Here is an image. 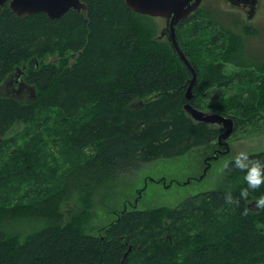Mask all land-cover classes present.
<instances>
[{
	"label": "trees",
	"instance_id": "16d2710c",
	"mask_svg": "<svg viewBox=\"0 0 264 264\" xmlns=\"http://www.w3.org/2000/svg\"><path fill=\"white\" fill-rule=\"evenodd\" d=\"M82 1L86 16L70 8L53 18L19 17L6 3L0 12V81L32 59L25 79L34 87L28 103L0 98V264H264V208L247 200L264 197V185L242 195L245 170L234 168L233 159L224 167L240 181L233 186L186 197L173 210L129 202L120 212L113 208L118 213L108 223H94L96 207L111 192L103 191L123 171L213 145L223 128L193 120L185 103L230 117L236 134L260 129L264 79L251 83L248 70L232 75L222 60L198 55L187 23L202 41L211 22L189 15L177 24L197 73L188 101L189 74L167 38L144 42L142 30L153 37V27L132 20L140 14L124 0ZM227 31L230 51L242 53L244 37ZM47 55L58 64H45ZM232 78L244 86L234 87ZM211 86L220 93L209 102ZM42 144L65 146L75 157L64 169L41 173L33 153ZM249 155L264 160V151ZM24 180L29 188L18 192ZM23 222L31 229L22 234Z\"/></svg>",
	"mask_w": 264,
	"mask_h": 264
},
{
	"label": "rangeland",
	"instance_id": "374dc122",
	"mask_svg": "<svg viewBox=\"0 0 264 264\" xmlns=\"http://www.w3.org/2000/svg\"><path fill=\"white\" fill-rule=\"evenodd\" d=\"M218 1H220L219 6L221 8L216 13L212 8V0H204V2L202 0L200 8H196L191 14L193 17L197 16V20H209L211 26L209 25L206 29L208 37L200 41V34L196 35L195 33L193 35L189 31V26L192 22L189 21L187 23L186 32L190 43L195 41L196 53L198 55L200 54L202 58L207 61L210 62L214 59L222 60L224 64L223 68H226L227 71L229 70L232 75L248 70L253 78L251 83L256 84V82H260L264 79V17L260 21L255 20L258 16L264 14V0H259L258 9H256L252 16H249L245 8H241V6L236 4L234 5L230 3L229 0ZM6 6L9 8L8 5ZM6 6H4L1 11L6 9ZM208 10L212 15L208 13ZM227 10H232V13H228ZM80 12L82 13L81 10ZM164 19L165 18L162 17H153L143 14L134 15L132 17V20H142L145 22L146 27L150 24L153 27V37L151 36V32L147 29L142 30L141 39L144 40V42L146 38L150 40L153 38L157 40L167 38L166 35L162 33L163 29L166 27V19ZM250 28H252V30ZM227 30L241 34L240 36L244 37L242 53L240 51L234 54L230 51V40L224 39L223 37L224 33H227L228 36L229 32ZM199 41L203 44L198 45ZM30 62H32V59L25 61L26 64ZM43 62L45 64H58V59L55 55H47L44 57ZM254 63L259 64V66H254ZM37 65H40V63L38 62ZM28 67H30L29 64ZM232 81L234 87L240 88L244 86L235 83L236 78H232L230 82ZM214 88L215 86H211V88H209V92L210 90L211 92H208L210 95L205 97L209 102H212L213 98L220 93L219 91H215ZM0 98L8 97L0 96ZM215 99L217 100L218 98L216 97ZM11 100L14 101L13 99ZM28 102L29 101H26L24 103ZM199 110H202L203 113H210L209 110ZM262 125L260 129L248 133L237 132L236 134L232 129L231 134L224 139L229 148L225 151L222 149L212 151L214 146L218 147L216 145V141L218 142L219 139L217 136L213 145L210 147H193L186 153L177 157L159 158L147 163L137 162L134 166L130 167V170L127 169L120 173L114 186L103 191V194L109 191L111 192L104 200L103 205L96 207L94 223L97 225H104L105 222L108 223L111 219L115 218L114 213L117 214L113 208L119 210L122 209L124 205H127V208L132 207V205H129V202H131V204L135 203L138 209H154L160 207V211L173 210L174 207L186 197L212 188L235 185L236 182L240 181L230 179V176L225 173V164L233 159L241 150L248 153L264 151V121ZM11 129L5 133L4 136H8ZM6 150L8 152L10 148L6 147ZM204 152L211 154V157L207 161L206 173L204 172V174L200 176L199 174L203 167L199 162L202 161ZM33 154L36 156V161L40 165L41 173L42 170L48 171L52 167H56L58 170L64 169L70 165L75 157L65 146H53L50 144L40 145ZM0 162H2L1 159ZM193 175H195L194 178L192 177ZM25 182L27 181L24 180L19 187H15L20 188L16 189L18 192H21V190L25 188H29L28 184ZM12 190L16 191L14 188ZM12 190L9 192L7 189L6 195L9 194V201L15 202L16 197L12 194ZM247 198L250 197L248 196L246 199ZM247 200L248 203H250L255 199L252 198ZM69 207L70 206H66V208ZM18 229L23 234L30 230L31 227L28 228L26 222H23ZM100 234L102 235V233ZM166 238L171 240V234L168 233Z\"/></svg>",
	"mask_w": 264,
	"mask_h": 264
},
{
	"label": "water",
	"instance_id": "95a60500",
	"mask_svg": "<svg viewBox=\"0 0 264 264\" xmlns=\"http://www.w3.org/2000/svg\"><path fill=\"white\" fill-rule=\"evenodd\" d=\"M7 0H0V11L3 4ZM126 5L134 12L153 16L162 17L166 20V27L162 33L166 35L172 50L176 53L184 67L186 68L189 78L188 85L185 91L187 100L192 98V89L197 81V73L195 68L185 56L177 38V24L184 19L190 12L194 11L199 6L201 0H124ZM8 6L17 16L22 17L39 12L45 13L48 17H58L66 10L73 8L82 11L86 16L87 5L82 0H9ZM184 109L195 121H203L208 124H220L223 121L228 122L225 130H223L218 138H227L233 129V122L230 117L220 115L210 111L203 113L193 107L190 103L184 104ZM257 200H252L248 203V207L257 209Z\"/></svg>",
	"mask_w": 264,
	"mask_h": 264
},
{
	"label": "flooded vegetation",
	"instance_id": "af4514ba",
	"mask_svg": "<svg viewBox=\"0 0 264 264\" xmlns=\"http://www.w3.org/2000/svg\"><path fill=\"white\" fill-rule=\"evenodd\" d=\"M8 2H9V0H7L5 3L8 5L9 4ZM201 2H202V0L200 1V4H201ZM203 2H204V0H203ZM229 2L234 4V5L235 4L239 5V6H241V8H245L246 11L248 12L249 16H252L255 13V11H256V9H258V5H259V0H229ZM200 4L198 7H196L197 9L200 8ZM219 4H220V1L212 0V8L215 11V13L221 8L219 6ZM194 11L190 12L185 18H187L189 15H191ZM227 12L232 13V10H227ZM208 13L212 15V13L209 10H208ZM263 17H264V14L258 16L255 20L260 21L263 19ZM184 19H182V20H184ZM189 20H197V16H195ZM250 29L252 30V28H250ZM34 62L36 65L38 64V63H36V61H34ZM28 64L29 63H27V64L23 63L20 68L15 67L12 72L8 73L6 76H4L2 78V80L0 81V96L8 97V98H11L13 100H16V101L22 102V103H24L26 101H32L33 100V98H34V87L30 83H28V81L25 79V71H26V68L28 67ZM216 124H218V123H216ZM227 124H228V122L223 121L222 123H220L218 125H221L223 130H225V127L227 126ZM218 136H219V134H218ZM224 139L225 138H222V137L220 139H218V142L216 141V145L218 147L214 146L212 151H216V149H222L224 151L228 150L229 148H228ZM210 157H211V154L204 152L203 159L200 162V164L203 167L201 173L199 174L200 176H202L204 174V172L206 173L207 161ZM192 177L194 178L195 175H193ZM132 205L136 206L135 203ZM124 208H126V207H124Z\"/></svg>",
	"mask_w": 264,
	"mask_h": 264
},
{
	"label": "clouds",
	"instance_id": "9594fccd",
	"mask_svg": "<svg viewBox=\"0 0 264 264\" xmlns=\"http://www.w3.org/2000/svg\"><path fill=\"white\" fill-rule=\"evenodd\" d=\"M230 163L236 169L245 170L244 180L247 182V187L242 189V195L246 196L250 189H257L264 185V160L254 159L248 152L241 150ZM232 198L230 192L225 196L227 201H231ZM255 203L257 207L264 208V197Z\"/></svg>",
	"mask_w": 264,
	"mask_h": 264
}]
</instances>
